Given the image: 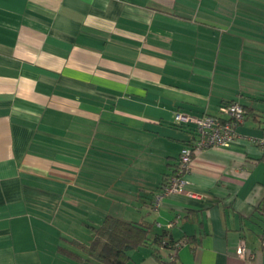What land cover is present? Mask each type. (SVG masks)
<instances>
[{
    "label": "crops",
    "instance_id": "1",
    "mask_svg": "<svg viewBox=\"0 0 264 264\" xmlns=\"http://www.w3.org/2000/svg\"><path fill=\"white\" fill-rule=\"evenodd\" d=\"M247 114L154 198L193 138ZM264 0H0V264H82L107 215L168 231L126 264H264ZM179 242V246H177ZM245 245L246 255L237 253Z\"/></svg>",
    "mask_w": 264,
    "mask_h": 264
},
{
    "label": "built area",
    "instance_id": "2",
    "mask_svg": "<svg viewBox=\"0 0 264 264\" xmlns=\"http://www.w3.org/2000/svg\"><path fill=\"white\" fill-rule=\"evenodd\" d=\"M175 122L179 124L191 123L195 125V133L191 143L183 147L177 169L168 176L161 191L155 195L154 205L160 206L165 196L173 194H186L196 197L197 194L188 190L189 180L186 177L191 169L194 156L201 150L211 147H228L238 138V126L245 119V110L241 103L232 102L220 108V114H204L193 116L184 113L175 114ZM264 145V139H260ZM264 244V241H263ZM237 253L246 255L245 245L238 247Z\"/></svg>",
    "mask_w": 264,
    "mask_h": 264
},
{
    "label": "trees",
    "instance_id": "3",
    "mask_svg": "<svg viewBox=\"0 0 264 264\" xmlns=\"http://www.w3.org/2000/svg\"><path fill=\"white\" fill-rule=\"evenodd\" d=\"M242 106L245 110L243 104ZM246 114L245 110V116ZM194 133L195 128L192 135ZM191 140L188 141L189 144ZM177 166L178 163L175 169L165 176L163 185L168 176L176 171ZM93 229L94 239L89 245L78 244L80 252L66 250L67 254L79 257L82 264H126L130 259V251L143 246L162 245L168 236L167 230L154 232L153 225L148 222L130 221L114 215H107L102 223ZM177 244L179 246V242Z\"/></svg>",
    "mask_w": 264,
    "mask_h": 264
}]
</instances>
